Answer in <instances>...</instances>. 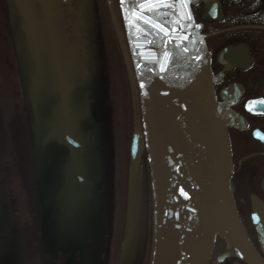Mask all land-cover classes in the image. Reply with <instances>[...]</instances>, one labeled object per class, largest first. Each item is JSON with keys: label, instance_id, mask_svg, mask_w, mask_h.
<instances>
[{"label": "rangeland", "instance_id": "rangeland-1", "mask_svg": "<svg viewBox=\"0 0 264 264\" xmlns=\"http://www.w3.org/2000/svg\"><path fill=\"white\" fill-rule=\"evenodd\" d=\"M5 3L9 10L5 14L0 6V111L14 99V85L19 86L18 126L26 143L19 146V187L25 195L30 194L26 184L31 178L34 205L31 211L29 200L20 202L14 213L12 206L4 204L0 264H65L70 260L78 264H129L133 257L135 264H144L148 243L145 240L143 248L139 246L137 233L133 240V234L128 236L123 260H118L125 235L131 132L128 97L123 95L126 81L115 40V30L119 33L117 19L112 23L105 0H69L61 23L57 19L60 39L64 37L57 47V57L65 77L76 86L72 110L82 125V155L87 176L93 182V198L89 200L80 196L67 158L54 52L45 45L46 25L34 12L27 25L16 2ZM37 8L40 13L39 5ZM29 28L36 32V41L27 33ZM145 206L149 210L147 199ZM147 224L145 237L149 220Z\"/></svg>", "mask_w": 264, "mask_h": 264}, {"label": "water", "instance_id": "water-1", "mask_svg": "<svg viewBox=\"0 0 264 264\" xmlns=\"http://www.w3.org/2000/svg\"><path fill=\"white\" fill-rule=\"evenodd\" d=\"M14 1L21 19L29 25V15L34 12L31 0ZM32 1L39 5L46 25L45 45L54 52L61 130L72 177L80 196L92 199L93 182L82 155V125L72 110L76 86L65 77L57 57L61 41L57 19L69 0ZM105 1L110 9L111 0ZM121 6L127 38L123 58L140 107L153 190L151 264H207L215 237L222 238L226 248H233L246 264H264L246 236L232 200L226 130L229 115L220 113L215 104L209 56L203 35L195 26L190 0H124ZM29 32L36 41V32L30 28ZM39 38L44 40L41 32ZM141 151V133L135 124L128 148L120 257L138 205ZM262 247L264 251V243ZM66 264L77 263L71 260Z\"/></svg>", "mask_w": 264, "mask_h": 264}, {"label": "flooded vegetation", "instance_id": "flooded-vegetation-1", "mask_svg": "<svg viewBox=\"0 0 264 264\" xmlns=\"http://www.w3.org/2000/svg\"><path fill=\"white\" fill-rule=\"evenodd\" d=\"M0 6L5 14V0H0ZM190 8L207 48L215 104L220 113L229 115L232 200L246 236L264 260V0H190ZM13 95L0 111V224L4 204L12 206L14 213L20 202L29 200L31 211L34 205L31 178L26 184L30 194L19 187V146L26 143L18 126L21 93L16 84ZM144 210L140 195L130 235L133 240L141 226L143 244ZM207 264L246 263L215 237Z\"/></svg>", "mask_w": 264, "mask_h": 264}, {"label": "trees", "instance_id": "trees-1", "mask_svg": "<svg viewBox=\"0 0 264 264\" xmlns=\"http://www.w3.org/2000/svg\"><path fill=\"white\" fill-rule=\"evenodd\" d=\"M114 1H115V3H118L119 2V0H114ZM126 92L124 91V88H123V95L125 93L126 96L129 99V97H130V90H129V88H128L127 85H126ZM129 113H130V116H131V111H129ZM148 165H149L148 162H146V167H148V168L145 167L146 170H145V174H144V176H145L144 185H145L147 191L150 192V190H151V186H150V176H149L150 175V172H149V166ZM147 243H148V247H149L148 249L151 250V247H152V230L150 231V235L148 236V242ZM149 257H150V255H149ZM149 257L146 259V264H149Z\"/></svg>", "mask_w": 264, "mask_h": 264}, {"label": "bare ground", "instance_id": "bare-ground-1", "mask_svg": "<svg viewBox=\"0 0 264 264\" xmlns=\"http://www.w3.org/2000/svg\"><path fill=\"white\" fill-rule=\"evenodd\" d=\"M31 7H32V10L34 11V13L38 16V17H40L41 18V14L39 13V11H38V8H37V6H36V3L34 2V1H31ZM64 17V11L61 13V15H60V17H59V21H60V23H61V19ZM62 25V24H61ZM62 27H63V25H62ZM57 30L59 31L60 30V27L58 26V24H57ZM63 30H64V27H63ZM62 40V43H63V40H64V37L61 39ZM140 228H141V226L139 227V229L136 231V233L138 234V237H139V246H141L142 245V248H143V241H142V238H141V230H140ZM136 233H135V235H136ZM134 238H135V236H134ZM139 254V253H138ZM140 256V255H139ZM135 257H133V263L135 264ZM132 263V261L129 263V264H131ZM132 263V264H133Z\"/></svg>", "mask_w": 264, "mask_h": 264}, {"label": "snow or ice", "instance_id": "snow-or-ice-1", "mask_svg": "<svg viewBox=\"0 0 264 264\" xmlns=\"http://www.w3.org/2000/svg\"><path fill=\"white\" fill-rule=\"evenodd\" d=\"M121 3L123 4L124 3V0H121ZM154 6V5H153ZM167 6V5H166ZM142 7H143V5H142ZM151 7V6H150ZM149 21H145V23H148ZM154 26H156V25H154ZM165 55H167V53L165 54ZM142 87H143V85H142ZM186 195V194H185Z\"/></svg>", "mask_w": 264, "mask_h": 264}]
</instances>
